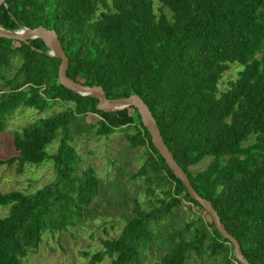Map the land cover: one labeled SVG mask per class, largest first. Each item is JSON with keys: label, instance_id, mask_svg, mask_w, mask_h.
<instances>
[{"label": "trees", "instance_id": "trees-1", "mask_svg": "<svg viewBox=\"0 0 264 264\" xmlns=\"http://www.w3.org/2000/svg\"><path fill=\"white\" fill-rule=\"evenodd\" d=\"M0 26L54 29L71 79L103 87L109 99L140 95L195 190L246 259L264 264V0H6ZM48 51L39 38H0V132L19 108H61L15 131L18 155L0 159L21 172L50 160L56 175L36 191L0 192L9 208L0 218V264H23L45 234L92 214L102 183L90 165L80 173L76 148L90 128L96 137L122 132L131 149H144L132 179L145 199L134 200L118 236L85 253L89 264H143L159 233L167 251L157 264H241L155 148L138 110H98L96 99L60 84L61 60ZM232 65L240 69L222 89ZM90 114L99 116L95 124Z\"/></svg>", "mask_w": 264, "mask_h": 264}, {"label": "rangeland", "instance_id": "rangeland-1", "mask_svg": "<svg viewBox=\"0 0 264 264\" xmlns=\"http://www.w3.org/2000/svg\"><path fill=\"white\" fill-rule=\"evenodd\" d=\"M240 69L232 65L220 83L225 88L226 83L235 77ZM59 106H52L39 113L31 108H19L5 119V128L0 132V159L16 157L18 152L13 144L15 131L31 124L39 118L48 117L60 111ZM99 116L90 114L87 123L95 124ZM93 129L88 131L76 143L80 162V173L92 166L100 179L102 186L99 196L93 203V212L83 223L60 233H47L38 250L29 253L23 264H89L93 254L102 248L104 239L118 236L125 220L133 215L134 200L144 202L145 195L141 193L140 181L132 179L143 164L145 156L143 148L131 149L122 132H116L109 138L96 137ZM54 145V144H53ZM49 147L51 153L57 147ZM210 160L201 166L205 168ZM53 163L47 160L40 166L27 165L19 171L17 163L0 167V192L14 190L36 191L55 179ZM8 207L0 206V218L6 216ZM186 209V208H184ZM8 214V213H7ZM208 220L210 216L206 217ZM158 234L156 244L148 251L143 264H157L166 253L167 247L162 246ZM101 264H109L106 260Z\"/></svg>", "mask_w": 264, "mask_h": 264}, {"label": "water", "instance_id": "water-1", "mask_svg": "<svg viewBox=\"0 0 264 264\" xmlns=\"http://www.w3.org/2000/svg\"><path fill=\"white\" fill-rule=\"evenodd\" d=\"M6 0H0V6L5 5ZM0 38H6L21 42H29L33 39H42L49 48L47 54L61 60L59 67V82L65 88L79 93L83 96H89L98 101L97 108L103 112H115L124 110L128 107H135L142 119V123L152 137V143L165 159L169 168L174 172L175 176L182 181L190 196L206 210L210 218L215 223L217 230L221 235L229 240L234 247L235 257L241 264H251L244 256L239 241L232 236L223 224L221 217L213 206V203L202 196L195 190L191 184L190 178L186 171L178 164L173 153L167 146L158 123L149 106L145 103L140 95L133 94L128 97L109 99L101 86H88L79 81L71 79L68 74L69 58L67 57L61 40L54 29H48L44 26L38 28H23L19 30H7L0 26Z\"/></svg>", "mask_w": 264, "mask_h": 264}]
</instances>
